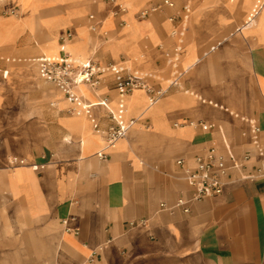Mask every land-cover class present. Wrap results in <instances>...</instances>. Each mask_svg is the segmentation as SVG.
<instances>
[{
    "label": "crops",
    "instance_id": "0c3cea01",
    "mask_svg": "<svg viewBox=\"0 0 264 264\" xmlns=\"http://www.w3.org/2000/svg\"><path fill=\"white\" fill-rule=\"evenodd\" d=\"M161 1L0 0V264H264V177H247L264 162V10L246 25L257 0H193L180 41L185 0L138 15ZM63 53L166 93L150 104L108 74L69 97L35 61ZM112 113L137 123L108 148ZM213 145L228 183L192 201L186 169Z\"/></svg>",
    "mask_w": 264,
    "mask_h": 264
},
{
    "label": "built area",
    "instance_id": "2783aa9c",
    "mask_svg": "<svg viewBox=\"0 0 264 264\" xmlns=\"http://www.w3.org/2000/svg\"><path fill=\"white\" fill-rule=\"evenodd\" d=\"M108 3H114L117 0H101ZM193 0H185L183 5V26L175 28L172 34L179 37L182 41L186 32V22L189 20L193 12ZM176 6L175 0H162L161 2L152 6L146 7L139 11L138 15L141 18H147L150 15L164 10L166 7L174 8ZM126 7H121L122 11H126ZM264 10V0H257L252 12L250 13L247 23L252 24L256 18ZM93 20L95 15H90ZM125 23V22H123ZM92 29L95 25L91 26ZM68 34L67 37H70ZM64 38V37H63ZM175 51H181V46H177ZM177 57L175 58V60ZM174 60V61H175ZM40 68L42 77L55 83L58 87L63 89L69 97L75 96V89L81 84L89 85L96 88L101 79L108 74L117 75V87L123 93H131L137 89H144L148 92L150 104H155L162 98L166 90L156 89L153 87L142 75L138 72L130 71L124 65L114 63H102L98 60H81L77 61L72 58L69 53H63L58 57L41 56L35 60ZM112 119L115 121L106 133V144L108 148H114L116 144L127 136L131 127L137 123V119H131L124 123L118 120L117 114L112 113ZM204 129L212 128V124L201 123ZM252 130L254 133V143L257 147L258 154L264 156V149L259 143V133L261 129L253 124ZM99 156L106 158V153L100 152ZM250 156H246L248 160ZM230 158L234 162V166H243V163L238 162L235 156L230 152ZM195 165L186 169L185 179L195 189L192 201H201L205 198L219 196L223 193L225 185L228 183V176L231 165L227 156L222 153L216 145L210 146L194 158ZM184 160H178L179 164H184ZM38 168V166H34ZM248 178L264 177V162L256 169V172L247 176ZM187 200L179 198L176 205L183 207L185 212L189 211L186 206ZM164 205V204H163ZM133 224V222H131Z\"/></svg>",
    "mask_w": 264,
    "mask_h": 264
},
{
    "label": "bare ground",
    "instance_id": "6f19581e",
    "mask_svg": "<svg viewBox=\"0 0 264 264\" xmlns=\"http://www.w3.org/2000/svg\"><path fill=\"white\" fill-rule=\"evenodd\" d=\"M114 4H119V7H120V8L123 7V5L120 4V0H117L116 2H114Z\"/></svg>",
    "mask_w": 264,
    "mask_h": 264
}]
</instances>
